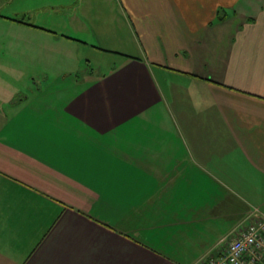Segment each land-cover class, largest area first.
Masks as SVG:
<instances>
[{"label":"crops","instance_id":"obj_1","mask_svg":"<svg viewBox=\"0 0 264 264\" xmlns=\"http://www.w3.org/2000/svg\"><path fill=\"white\" fill-rule=\"evenodd\" d=\"M29 14L119 62L18 92L3 63L20 61L0 55V264H197L264 213V0H30Z\"/></svg>","mask_w":264,"mask_h":264},{"label":"rangeland","instance_id":"obj_2","mask_svg":"<svg viewBox=\"0 0 264 264\" xmlns=\"http://www.w3.org/2000/svg\"><path fill=\"white\" fill-rule=\"evenodd\" d=\"M29 13L30 0H0V55L4 60H10L11 55L16 58L17 55L20 61H15L20 65L18 68L14 63L3 64L13 66L14 74L17 73L18 77L24 75L23 78H11L10 85L3 87L7 89L6 91L17 89L18 92H23L27 88L39 87L52 90L61 87L71 88L75 80L80 82L88 72L92 71L94 76H98L95 78H100L99 76L106 74L112 66L118 65L119 60H115V54L102 52L93 47L91 43L84 45L79 42L76 49L73 44H69L70 40L62 41L61 34L53 30H45L34 25L11 23L10 20L4 18L12 17L16 18V21L21 20L30 24V20L34 21V17H30ZM99 16L102 18L101 22H110L106 19V16H110L107 13ZM21 57H29L30 61L22 63ZM8 70L3 68L6 74H9ZM27 76H30L29 80ZM57 91L55 90L56 94ZM9 99H11L10 96L7 100ZM40 100L43 101V99L38 101Z\"/></svg>","mask_w":264,"mask_h":264},{"label":"built area","instance_id":"obj_3","mask_svg":"<svg viewBox=\"0 0 264 264\" xmlns=\"http://www.w3.org/2000/svg\"><path fill=\"white\" fill-rule=\"evenodd\" d=\"M197 264H264V213L253 209L220 240L219 248Z\"/></svg>","mask_w":264,"mask_h":264},{"label":"trees","instance_id":"obj_4","mask_svg":"<svg viewBox=\"0 0 264 264\" xmlns=\"http://www.w3.org/2000/svg\"><path fill=\"white\" fill-rule=\"evenodd\" d=\"M16 22H19V23H22V24H26V25H28L27 23H25V22H23V21H19V20H17ZM30 26V25H29ZM32 26V25H31ZM68 39H71V38H68ZM71 40H74V39H71Z\"/></svg>","mask_w":264,"mask_h":264}]
</instances>
